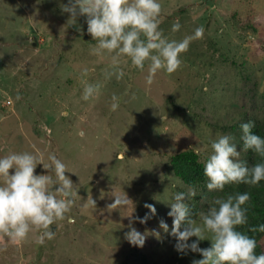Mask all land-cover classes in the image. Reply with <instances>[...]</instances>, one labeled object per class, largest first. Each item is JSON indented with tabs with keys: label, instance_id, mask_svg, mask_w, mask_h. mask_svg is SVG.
Returning <instances> with one entry per match:
<instances>
[{
	"label": "rangeland",
	"instance_id": "obj_1",
	"mask_svg": "<svg viewBox=\"0 0 264 264\" xmlns=\"http://www.w3.org/2000/svg\"><path fill=\"white\" fill-rule=\"evenodd\" d=\"M67 2L0 0V156L28 151L48 163L54 153L67 165L76 191L66 218L51 225L55 237L44 244L34 226L23 241L0 233V264L202 259L199 252H178L170 235L172 197L189 187L170 170V158L192 149L205 164L211 140L226 134L241 151L240 125L264 118V0H160L159 27L168 39L182 40L197 27L204 32L181 54L175 72L161 69L151 83L150 61L140 70L124 55L95 54L86 17L73 24L61 8ZM177 21L181 28L174 32ZM118 69L124 73L119 79ZM87 83L98 91L84 100ZM35 171L49 170L38 165ZM211 193L205 185L186 198L196 207L197 223L214 199ZM126 194L127 206L109 207ZM145 203L157 211L140 223L134 218L150 211ZM130 220L146 235L143 247L125 239ZM161 220L169 225L167 233ZM210 246V239L200 241L201 248Z\"/></svg>",
	"mask_w": 264,
	"mask_h": 264
},
{
	"label": "clouds",
	"instance_id": "obj_2",
	"mask_svg": "<svg viewBox=\"0 0 264 264\" xmlns=\"http://www.w3.org/2000/svg\"><path fill=\"white\" fill-rule=\"evenodd\" d=\"M61 8L70 14L73 24L78 17H86L87 32L96 41L92 49L95 54L106 51L115 53V57L124 55L140 70L145 68L146 61H150L148 83L161 69L175 72L181 66V54L204 32L203 27H197L193 34L182 40L168 39L159 27L160 0H68ZM180 28L179 21L172 25L174 32ZM83 71L86 74L88 70ZM112 74L109 73V77ZM115 74L119 79L124 73L118 69ZM97 91V84L87 83L83 99L89 100ZM113 99L117 98L113 96ZM116 107L118 105L113 104V108ZM254 126L253 121L240 125L243 133L241 151L237 150L238 144L232 135H219L211 140L212 151L204 164L209 191H223L229 184L257 185L264 181V136L254 133ZM248 150L261 157V161L249 166L241 159V153ZM47 159L49 162L45 163L42 157L28 151L0 156V233L13 242L26 239L33 226L41 230L38 243L53 239L56 233L51 225L64 220L75 203V183L66 175L67 165L54 153ZM38 165L49 171L37 174ZM10 169L14 171L10 172ZM196 195L197 189L189 186L187 191H178L172 197L171 210L167 214L173 217L170 235L176 238V250L184 254L189 251L201 253L203 258L193 260L192 264H264V253L256 252L255 237L240 230V226L248 224L250 194L238 192L208 202L210 206L199 212L200 223L193 219L187 202ZM129 200L127 194L115 196L109 207L127 206ZM90 203L96 205L93 198ZM144 206L150 211L142 218H134L140 223H146L157 211L154 204L145 203ZM67 219L74 222L70 216ZM128 227L130 230L125 233V239L133 246L143 247L146 235L134 226L133 220L129 221ZM160 227L166 233L169 231L164 220L160 221ZM250 230L264 232V223ZM154 232L159 238L160 233ZM192 237L197 239L189 242ZM205 239L211 240V246L201 248L200 241Z\"/></svg>",
	"mask_w": 264,
	"mask_h": 264
},
{
	"label": "trees",
	"instance_id": "obj_3",
	"mask_svg": "<svg viewBox=\"0 0 264 264\" xmlns=\"http://www.w3.org/2000/svg\"><path fill=\"white\" fill-rule=\"evenodd\" d=\"M253 122L255 126L252 131L260 136H264V118L260 121L254 120ZM261 159V157L253 153L251 150L244 152V160L248 162L249 166L260 162ZM170 170L188 186H194L198 189L205 187L207 184V177L204 175V163L199 160L198 154L195 150H182L171 155ZM238 192H248L251 197L247 204L249 208L248 224L240 226V230L255 237L257 241L256 252L258 254L264 253V244L261 241L264 232L258 230L252 232L250 230L253 226H258L259 224L264 223V181H261L257 185L229 184L225 186L223 191H213L211 195H214L213 198L215 199L217 197H226L229 194L234 195ZM190 207L194 218L197 212L196 207L195 205H191ZM141 264L148 263L143 258Z\"/></svg>",
	"mask_w": 264,
	"mask_h": 264
}]
</instances>
